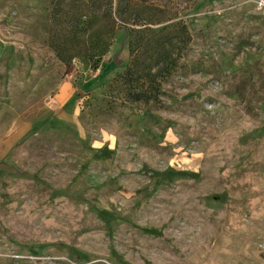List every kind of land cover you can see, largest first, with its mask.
I'll use <instances>...</instances> for the list:
<instances>
[{"label":"rangeland","instance_id":"374dc122","mask_svg":"<svg viewBox=\"0 0 264 264\" xmlns=\"http://www.w3.org/2000/svg\"><path fill=\"white\" fill-rule=\"evenodd\" d=\"M57 1L0 0V264H264L255 1L115 4L114 33L99 0ZM175 25L159 100L127 101L129 41Z\"/></svg>","mask_w":264,"mask_h":264},{"label":"trees","instance_id":"16d2710c","mask_svg":"<svg viewBox=\"0 0 264 264\" xmlns=\"http://www.w3.org/2000/svg\"><path fill=\"white\" fill-rule=\"evenodd\" d=\"M90 1L92 5H94V1L97 2V0ZM99 1L101 2L99 5H104L105 7L102 12L108 15L106 23L112 25L111 31L113 32L114 29L122 28L120 26L116 27L111 7L116 4L115 13L123 15V13L129 12L132 9L131 3L133 0ZM57 2L61 5L63 1L58 0ZM95 5H97V3ZM154 10L156 12H161L160 9ZM134 20V24H140L138 20L141 19ZM147 20L151 23H156L153 21V18ZM124 29L129 31V28L124 27ZM139 33L140 35L138 37H134L129 41L128 49L132 56V60L129 64L130 66L124 73L120 74L118 78L123 80L127 101L133 103L158 101L161 94L160 82L164 77L169 76V74L175 70L182 48L191 40V35L187 27L181 25L164 27L157 33L147 28ZM147 33H150V35ZM127 34L130 33L127 32ZM179 44H182V46L180 47ZM101 63L102 58L99 57L93 63L92 70L99 69ZM114 63L115 65H122V60L116 57Z\"/></svg>","mask_w":264,"mask_h":264},{"label":"built area","instance_id":"2783aa9c","mask_svg":"<svg viewBox=\"0 0 264 264\" xmlns=\"http://www.w3.org/2000/svg\"><path fill=\"white\" fill-rule=\"evenodd\" d=\"M254 1L257 9H259V11L264 13V0H254Z\"/></svg>","mask_w":264,"mask_h":264}]
</instances>
